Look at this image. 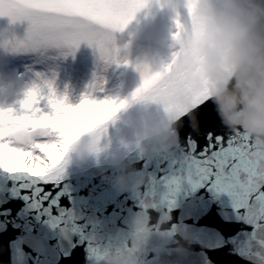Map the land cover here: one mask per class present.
<instances>
[{"label":"water","instance_id":"obj_1","mask_svg":"<svg viewBox=\"0 0 264 264\" xmlns=\"http://www.w3.org/2000/svg\"><path fill=\"white\" fill-rule=\"evenodd\" d=\"M136 90L124 99L127 104ZM136 111L120 109L97 126V154L83 166L74 163L75 147L67 151L59 162L62 181L55 205L34 207L40 202L21 193L13 178L0 172V264H116L124 249L139 254L121 237L129 226L157 233L144 250L143 264H264V222L238 212L228 192L200 186L183 163L189 123L180 129L177 154L162 161L141 151L139 126L132 119ZM201 127L204 132H228L211 104L202 114ZM197 143L199 151L206 141L200 136ZM116 155L146 177L139 194L121 192L108 181L116 175L111 165ZM165 217L167 222L161 224ZM177 240L184 244V255L151 251L165 242L174 249Z\"/></svg>","mask_w":264,"mask_h":264},{"label":"snow or ice","instance_id":"obj_2","mask_svg":"<svg viewBox=\"0 0 264 264\" xmlns=\"http://www.w3.org/2000/svg\"><path fill=\"white\" fill-rule=\"evenodd\" d=\"M148 6V0H0V17H7L13 24L28 25L22 40L10 42L14 52L63 48L74 54L81 44H87L101 59L111 62L114 33L122 32L136 13ZM176 25L182 27L179 21ZM199 34L194 26L193 38ZM137 71L141 73L142 85L132 99L151 92L153 99L165 105V111L179 119V133L185 122L189 123L192 131L184 138L187 154L183 163L200 186L210 185L217 191L228 192L235 198L238 212L250 220L264 222V158L241 132L215 134L202 130L201 117L209 104L219 118L208 98L206 83L186 85L185 99L173 100V88L180 90L175 76L168 75L173 65L167 64L156 73L147 66H137ZM45 88L48 95L43 93ZM24 95L21 113L0 109V172L12 177L21 193L26 192L29 198L40 202L34 207L48 202L55 205L54 198L62 181L59 162L67 151L66 145L109 120L127 101L98 103L85 97L78 105L71 106L66 98L57 99L50 81H44L42 86L33 85ZM45 101L50 112L41 106ZM7 125L33 129L38 133L37 138L28 141V148H18L7 140L12 131ZM200 136L206 143L197 151ZM29 182L31 187L27 186Z\"/></svg>","mask_w":264,"mask_h":264},{"label":"clouds","instance_id":"obj_3","mask_svg":"<svg viewBox=\"0 0 264 264\" xmlns=\"http://www.w3.org/2000/svg\"><path fill=\"white\" fill-rule=\"evenodd\" d=\"M173 6L186 10L187 21L180 23L181 28L175 26L168 45V64L173 65L168 75L175 76L176 87L180 89L173 88V100L185 99L183 88L186 85L206 83L208 98L215 105L222 125L230 132L245 134L254 150L264 158V0H173ZM194 26L200 33L197 38L192 36ZM49 49L57 50L61 56L72 53L69 49ZM110 53L114 57L111 62L99 56L105 71L119 63L120 49L115 47V39ZM130 107H137L132 119L139 126V147L144 155L162 161L173 158L180 144L179 119L165 111V105L153 99L151 92L143 98L132 99L130 105L121 109ZM154 107L158 110L153 111ZM7 127L12 129L7 140L18 148H28V141L38 135L30 128ZM96 128L66 145L67 151L75 147L77 166L95 158L99 140ZM111 165L116 175L108 181L121 192L139 194L146 179L142 171L127 164L122 155L114 156ZM167 219L165 217L161 224ZM155 235L157 233L150 227L140 232L133 226L122 230L121 237L128 239L129 249L140 251L137 255L124 249L116 264H143L147 256L144 250ZM181 239L189 245L192 242L187 236ZM166 250L181 255L186 253L179 240L175 241L174 249L169 248L167 242L151 249L157 255Z\"/></svg>","mask_w":264,"mask_h":264},{"label":"rangeland","instance_id":"obj_4","mask_svg":"<svg viewBox=\"0 0 264 264\" xmlns=\"http://www.w3.org/2000/svg\"><path fill=\"white\" fill-rule=\"evenodd\" d=\"M122 32L114 33L115 47L120 49L119 63L105 71L98 52L81 44L75 53L61 56L55 49L37 52H14L10 42L22 40L28 25L13 24L0 17V109L21 113V101L33 85L50 81L57 99L71 106L87 97L95 102L104 100L121 103L142 85L137 66H147L152 73L161 71L168 63V45L176 31V23H183L186 10L173 6V0H148ZM127 64V66H125ZM99 89V90H98ZM44 95L49 92L43 89ZM45 112L51 109L46 101Z\"/></svg>","mask_w":264,"mask_h":264}]
</instances>
